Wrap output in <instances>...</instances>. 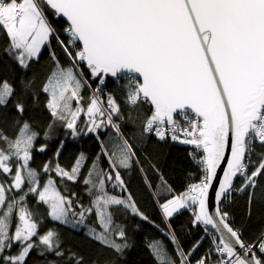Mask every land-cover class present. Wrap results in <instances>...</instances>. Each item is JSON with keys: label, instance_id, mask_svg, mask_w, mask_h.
<instances>
[{"label": "snow or ice", "instance_id": "6c2138e0", "mask_svg": "<svg viewBox=\"0 0 264 264\" xmlns=\"http://www.w3.org/2000/svg\"><path fill=\"white\" fill-rule=\"evenodd\" d=\"M109 77L117 86L105 91ZM88 136L91 163L80 152L61 165L67 138ZM153 140L191 146L198 182L174 194L147 154ZM137 170L160 223L125 180ZM240 199L249 219L264 207V0H0V264L34 252L44 264H129L126 221L137 218L160 233L144 242L152 264H264V227L251 239L234 227ZM183 211L202 232L187 249L191 233L173 223ZM48 222L82 233L94 254L41 231Z\"/></svg>", "mask_w": 264, "mask_h": 264}, {"label": "trees", "instance_id": "16d2710c", "mask_svg": "<svg viewBox=\"0 0 264 264\" xmlns=\"http://www.w3.org/2000/svg\"><path fill=\"white\" fill-rule=\"evenodd\" d=\"M55 45V41H53ZM48 58L47 49L43 51L41 64L43 65ZM61 62L67 64L68 61L61 56ZM119 83H123L120 81ZM117 86V82L114 78L109 77L108 87L105 91H111ZM89 92L85 90L84 96L85 101L87 100ZM120 103L123 106V98L118 96ZM126 114H128L126 112ZM135 118V113H131ZM81 123L83 120L81 119ZM134 127L131 125H125V132L127 135L131 136L134 132ZM59 139H66L63 129L59 130L58 133ZM68 142L64 149L63 154L60 157L61 165L70 168L75 161V157L80 153L84 152L88 155L89 161L95 157L99 152V145L95 141L94 137H81L76 141H72L70 138H67ZM42 141L38 140L36 142V148L40 147ZM58 147V140H53L49 142V150L45 153H39L34 151V160L32 162L33 167L42 166V163L49 159L52 156L54 150ZM147 154L150 155L152 163L157 164L161 172L164 175V178L167 180L168 184L174 189V194H180L184 192L190 183L198 182L200 176L198 174V169L194 168L186 147L174 144V143H156L153 140L147 148ZM141 155V160H144V154ZM104 167L107 165L104 164ZM145 172L151 180L153 186L158 182L157 174L148 166V163L145 162ZM87 165L84 168V172H87ZM192 172L195 175L190 178L189 173ZM125 180L129 184L130 190L135 195L140 207L147 211V213L155 220L156 223H160V215L155 210L154 205L152 204L151 196L149 190L145 187L144 179L141 173L137 170L134 171L130 177L125 175ZM239 181H237V185ZM72 191L77 192L82 199V201L87 204L89 197L85 194L84 188L80 184L72 185ZM246 199V198H245ZM245 199L238 200L230 209L233 213L235 224L234 227L243 228L244 236L246 239H251L252 234L258 231L260 228L264 227V207L258 205L253 206V214L249 219L246 215L245 208ZM123 218L117 216V222H120ZM191 215L189 211H183V213L176 217L173 220L174 224H184L187 227L185 232H190L191 235L183 236V245L184 247L190 248L193 243L202 235V232L199 228H192L190 224ZM95 217L93 216L89 223H93ZM128 233L130 236V243L133 245L131 249L128 250V262L129 264H152V257L149 255L148 250L144 246L145 239L159 238L160 233L156 231L151 225L141 223L138 218L136 220L128 219L126 221ZM140 224V228L137 230L136 225ZM50 227H56L64 240L65 245H70L74 250L80 251L82 254L88 256L94 254V249L92 245L85 241L82 233H76L71 231L68 228H64L58 224H53L48 222L44 225L41 231L46 230ZM207 241L204 242V247H207ZM203 248L201 249V252ZM200 253H197V257ZM195 259V257H194ZM28 264H44L43 258L37 257L35 252L31 255L28 260Z\"/></svg>", "mask_w": 264, "mask_h": 264}, {"label": "built area", "instance_id": "2783aa9c", "mask_svg": "<svg viewBox=\"0 0 264 264\" xmlns=\"http://www.w3.org/2000/svg\"><path fill=\"white\" fill-rule=\"evenodd\" d=\"M93 87H95V85H93ZM179 121L181 122V126H187L186 123H184V118L183 116H180L178 117ZM170 143H174V144H177V145H180V146H183V147H186L188 149V153L191 151V146H188V145H183V144H180L178 142H172L169 140Z\"/></svg>", "mask_w": 264, "mask_h": 264}, {"label": "rangeland", "instance_id": "374dc122", "mask_svg": "<svg viewBox=\"0 0 264 264\" xmlns=\"http://www.w3.org/2000/svg\"><path fill=\"white\" fill-rule=\"evenodd\" d=\"M86 102H87V100L85 101V104H86ZM82 120H83V118H82Z\"/></svg>", "mask_w": 264, "mask_h": 264}, {"label": "water", "instance_id": "95a60500", "mask_svg": "<svg viewBox=\"0 0 264 264\" xmlns=\"http://www.w3.org/2000/svg\"><path fill=\"white\" fill-rule=\"evenodd\" d=\"M221 175H222V173H221Z\"/></svg>", "mask_w": 264, "mask_h": 264}]
</instances>
